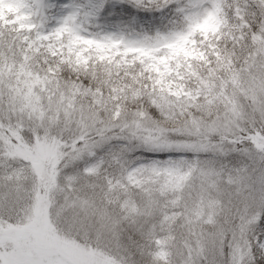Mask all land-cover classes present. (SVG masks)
<instances>
[{"label": "snow or ice", "instance_id": "obj_1", "mask_svg": "<svg viewBox=\"0 0 264 264\" xmlns=\"http://www.w3.org/2000/svg\"><path fill=\"white\" fill-rule=\"evenodd\" d=\"M0 264H264V0H0Z\"/></svg>", "mask_w": 264, "mask_h": 264}]
</instances>
